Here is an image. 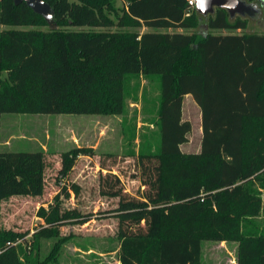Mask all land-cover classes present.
I'll use <instances>...</instances> for the list:
<instances>
[{"label": "trees", "instance_id": "1", "mask_svg": "<svg viewBox=\"0 0 264 264\" xmlns=\"http://www.w3.org/2000/svg\"><path fill=\"white\" fill-rule=\"evenodd\" d=\"M43 1L54 29L24 2L0 0V116L121 114L130 96L127 79L159 77L158 149L137 155L146 189L130 196L118 176L99 178V194L118 199L111 213L119 264H200L202 241H236L237 264H264V226L249 227L263 209L264 33L246 32L247 20H230L224 9L200 20L188 0H120L121 7L115 0ZM113 27L119 29L95 31ZM185 96L200 111L195 154L180 149L191 131L182 119ZM91 152L62 153L56 182ZM47 166L43 150L0 151V247L28 235L3 228L2 203L40 199ZM78 190L62 185L47 207L39 206L43 225L30 249L8 247L0 264L54 261L57 245L70 237L59 228L92 219L62 207L61 197ZM37 236L57 238L42 260L38 246L32 250Z\"/></svg>", "mask_w": 264, "mask_h": 264}, {"label": "rangeland", "instance_id": "2", "mask_svg": "<svg viewBox=\"0 0 264 264\" xmlns=\"http://www.w3.org/2000/svg\"><path fill=\"white\" fill-rule=\"evenodd\" d=\"M114 4L122 6L120 0H115ZM246 20V32L264 33V13L255 19ZM2 28L5 27L0 26ZM118 29L113 27L95 31ZM121 30L131 31L129 28ZM138 31L143 33L152 30L141 28ZM126 83L130 96L121 114L4 113L0 116V151L43 150L48 164L46 188L40 199L10 198L2 203L3 228L27 231L29 239V235L39 232L43 225V221L36 217L39 206L47 207L59 188L71 183L77 185L79 190L77 193L70 192L69 197L62 196V207L68 211L93 215L90 221L82 225L72 220L59 228L61 237H70L57 245L56 258L48 264H119L117 219L111 213L118 199L99 194V178L108 173L116 175L122 191L137 196L146 189L139 180L140 164L137 155L155 152L159 142L156 119L159 77L139 75L130 77ZM182 119L190 123L191 131L187 143L181 145L180 149L185 154H195L200 148L201 117L190 96L183 99ZM73 148H87L92 152L89 156L77 157L67 178L59 184L55 177L60 167L61 154ZM262 198L264 201V193ZM252 222L258 227L264 226V202L259 215L250 220L251 228ZM56 240L34 237L32 250L34 252V246H38L39 259L42 260L50 255ZM236 249V241H202L200 264H237Z\"/></svg>", "mask_w": 264, "mask_h": 264}, {"label": "water", "instance_id": "3", "mask_svg": "<svg viewBox=\"0 0 264 264\" xmlns=\"http://www.w3.org/2000/svg\"><path fill=\"white\" fill-rule=\"evenodd\" d=\"M24 2L35 14L42 16L50 28L54 29L52 21L53 11L48 3L43 0H14L16 5ZM216 9H224L228 18L255 19L264 12L262 0H194V10L199 19H205L213 15Z\"/></svg>", "mask_w": 264, "mask_h": 264}, {"label": "built area", "instance_id": "4", "mask_svg": "<svg viewBox=\"0 0 264 264\" xmlns=\"http://www.w3.org/2000/svg\"><path fill=\"white\" fill-rule=\"evenodd\" d=\"M187 3H188L189 8H194V0H188ZM30 239H31V235H29V239H27V236H26L22 239H17L14 242H7L4 246L0 247V254L3 253L5 249H7L8 247L17 246V245H22L26 248V250H29L30 249Z\"/></svg>", "mask_w": 264, "mask_h": 264}, {"label": "crops", "instance_id": "5", "mask_svg": "<svg viewBox=\"0 0 264 264\" xmlns=\"http://www.w3.org/2000/svg\"><path fill=\"white\" fill-rule=\"evenodd\" d=\"M178 32H181V30L180 31H178ZM264 193V192H263ZM264 202V201H263ZM76 249V248H75Z\"/></svg>", "mask_w": 264, "mask_h": 264}]
</instances>
